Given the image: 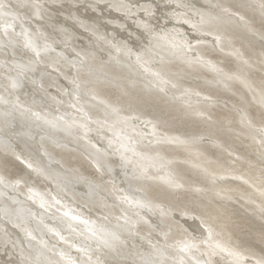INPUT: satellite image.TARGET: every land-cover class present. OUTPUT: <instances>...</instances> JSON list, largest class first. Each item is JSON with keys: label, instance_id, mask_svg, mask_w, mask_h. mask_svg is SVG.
<instances>
[{"label": "rangeland", "instance_id": "1", "mask_svg": "<svg viewBox=\"0 0 264 264\" xmlns=\"http://www.w3.org/2000/svg\"><path fill=\"white\" fill-rule=\"evenodd\" d=\"M81 1L48 8L54 13L50 11L57 26L49 34L54 38L61 35L60 43L64 47H58L59 43L50 47L45 64L51 71L44 73L40 81L44 88H54L55 92H52L65 102L68 99L73 103L70 91L76 98L80 96L98 132L107 137L114 136L113 144L129 157L122 173L127 184L126 192L130 194L127 188L131 186L135 193L140 192L153 203L160 218L158 226L164 232V243L159 245V250H144L148 253V261H142L141 257L139 260L155 264L156 257L151 256L157 255L166 262L160 257L161 264H174L175 256H178L175 250L181 248L179 242L190 234L184 225L185 216L190 215L210 227L211 237L208 234L203 242L198 241L199 245L202 242L201 248L211 250L210 253L206 250L209 264H264V0H196V4L195 0L189 4V0H181L176 5L178 9L170 11L176 12H172L176 16L181 9L183 16L191 15L188 20L194 24L195 18L196 28H200L198 36L195 38L177 32L173 29L174 22H164L163 14L159 13L161 17L160 21L156 20L157 25L149 23L150 20H142L145 29L148 26L152 28L151 34L146 33L151 36L145 40L142 36L128 37L131 33H125L127 26L122 25L124 31L112 28L118 33L111 29L113 20L128 22L129 17H116L114 11L99 12L101 0ZM66 2L68 0H55L54 3L66 5ZM112 2H107L109 8L117 9ZM120 2L124 3V0ZM150 3L140 2L134 8L138 6L140 13H144L145 5ZM79 5L92 6L93 11L98 12L95 15L86 14L85 10L80 11ZM103 14L109 17L104 18ZM112 14L114 17L110 16ZM202 29L204 32L200 35ZM184 34L186 41L191 39L189 44L183 43L181 38ZM109 35V38L113 35V39H108ZM12 40L16 41L15 38ZM55 146H52V152L57 153V161L68 164L66 169L87 173L85 177L90 182L87 189L59 184L72 198L66 197L67 203L61 202L46 185L32 176L29 169L19 164L11 151L0 148V178L3 176L14 183L10 192H21L19 186L31 191L34 184L35 188L43 190L50 199L49 206L58 213L62 212L63 205L72 207L71 202L75 200L84 207L90 206L92 211L102 206L109 211L119 204L123 198L120 187L109 182L108 178L107 181L101 180L97 170H91L77 154L69 152L70 149ZM0 182L3 184V181ZM56 187L55 190H59ZM26 199L39 207L40 212L32 208L36 214L39 213L38 218H48L49 211L35 202L37 198L29 196ZM20 207L27 208L24 205ZM0 211L4 212V209ZM43 213L47 214L46 217L42 216ZM10 216L6 218L9 221L16 217L14 214ZM32 222L40 229H37L40 241L31 237L36 257L40 261L54 259L48 249L50 246L39 252L42 241L47 245L43 235L53 240L52 231L41 221L42 225L35 219ZM76 224L78 226L79 223ZM134 227L140 230L141 237L150 233L146 231L149 228L156 229L143 218L136 221ZM65 233L62 232L63 237ZM211 238L224 248H212L215 245L210 244ZM60 242L56 244L62 247ZM134 243L143 247L138 242ZM78 246L70 248L78 251L73 254L75 256L82 253L79 248L85 249V244ZM70 249L65 248V251ZM166 249L171 255L164 253ZM12 250L9 237L2 236L0 230V264H21L22 257ZM140 252L143 253V250ZM55 259L59 263L53 260L48 264H62V259ZM23 260L27 262V259ZM90 260L95 261L94 257ZM80 261L83 263V260Z\"/></svg>", "mask_w": 264, "mask_h": 264}, {"label": "bare ground", "instance_id": "2", "mask_svg": "<svg viewBox=\"0 0 264 264\" xmlns=\"http://www.w3.org/2000/svg\"><path fill=\"white\" fill-rule=\"evenodd\" d=\"M108 1L112 2L110 0L99 1V2H102V5L101 3H99L100 4L99 6L101 7L99 12L103 13L104 10H108L110 12L114 11L116 14L120 16L129 17L130 21L128 22H126V20L124 19H123L124 21H121L122 19H120V21L118 20L112 21L111 19L112 21L111 29L114 28L120 31H124L125 29L124 27L127 26L128 29H125L127 30L125 33H131V35H128V37H130L131 39H133L134 36L139 37V33L141 36H144L145 35L144 33L151 34L152 28L148 26V28L145 29L146 25L142 23V20L149 21L148 20L149 18H147V16L152 15L153 17H157V14L161 13V10L163 8H161V6H158L157 1L161 3H165L166 6L168 7L169 11L168 13H165L162 15L164 16V18L162 19L164 22L168 20H171L172 22H174L173 29H175L177 32L179 33L184 32L185 34L187 33L191 37V35L195 33H199L200 31V28H196L197 20H195L194 18L196 15L193 17L194 18L193 21H195V24H194L192 20H188V19H191L190 18L191 15L190 17L183 16L180 13L181 9L180 11H178L179 14L176 16L174 15L176 12L174 13V11H170V9L174 10L175 8H177L176 5H178L179 4L178 2L181 0H153L148 6L145 5L146 10L144 11L146 12H144V14L146 15V17L141 15L139 9L137 8L138 6L136 7V9L134 8V6L137 5L134 2L135 0L134 1L128 0L129 2L127 0H124V3L120 2L122 0H113L112 3L117 7V9L114 7L113 9H110L109 3H107ZM190 1L191 0H189L188 4L190 3ZM54 2L55 0L54 1L52 0H0V20L2 21V33H3V36L2 37L0 36V54L2 56L0 57V71H1L0 72V148H5L6 152L7 150L11 151L13 153L12 156L14 155V157H16L19 164H21L24 168L29 169L32 176L40 183H43L44 185H46V187H48L51 190V193L54 195V197H56V199L60 200L61 202L67 203L65 198L66 197H69L70 199L72 198L70 195L66 193L64 188L63 189L60 188L59 184H65V185L71 184L77 187L78 189L86 190L88 185H90L89 184L90 182L85 177V174L87 173L80 174V172L76 169H72V170L66 169L65 168L66 165H67V168L69 167H68V164L66 165L64 164L65 161L63 163L61 161H57V158H58L56 156L57 153L54 154L55 152L54 153L52 152V146L54 147L55 145L58 148H59V145H61L63 147L70 149L69 152L71 151V153H73L74 155L77 154L89 166V168H91V170L92 169L97 170V173L101 180L107 181L106 178H108L109 182H112L116 186L120 187V189L123 192V198L120 199L119 204L115 205L113 208L111 207L112 209L109 211L108 209L107 210L102 209L103 208L102 206V208L94 209L95 211L94 212L92 210H89L91 208L90 206L85 205L84 207L82 206L84 204L75 200L71 202V205L73 208L67 207L66 206L67 204H66L61 207L60 210H62V212L58 213L57 211H55L49 206L50 199L43 192V190L41 191L39 187L35 188V185L33 184L31 188L32 190L28 191V190H24V188H20L19 186L18 189L21 192L19 191L14 192L15 191L14 190V191H11L14 193L12 194L10 190L14 189V186L12 187L14 183L9 182L6 178L1 176L0 180L3 181V184L0 182V209L3 208L5 212L4 213L0 211L1 234L2 236H4L5 234V236L7 235L9 237V243L11 245V248L14 250V254L22 257V260L27 259L26 261L30 262V264H48L50 261H53V260L57 263L58 261L55 259L56 257H59V260L61 259L63 260L62 264L63 263H66V264L92 263L93 264L94 260H92V262L90 260V258L93 259V257L95 259L94 264H107V263L108 264H147L146 262L145 263L142 262L145 260L148 261L146 259L148 253L146 254L144 250L150 251V252H153L154 250H159L158 249L159 245L161 243L162 244L164 243V236H163L164 232L162 233L158 226L160 223V218L157 212H155V206H153V203L150 202V200H148L140 192L135 193L134 191L135 189L131 186L127 188V190H130L129 191L130 194L126 192L127 184L124 180L122 173L126 169V160L129 157L127 158L125 155H123L122 154L123 152H121V150L118 149L113 144V141L115 138L114 136L110 135L112 137H107L101 134L100 132H98L97 128L95 127V124L92 122V115L88 114V112L86 111L87 106L85 108L84 103L79 98L80 96L76 98L75 95H73V98H74L73 103L71 101H68V99H65L66 104L68 106L64 107L63 109H59L57 106H55L52 103L50 99L51 97L58 96L54 93L55 92L54 88L53 89L44 88L42 86V81H40V78L43 76L44 73L51 71L48 65L45 64L46 62L45 56L49 55L50 47H54L55 43L57 46L60 44L58 47H61V48L64 47L62 43H60L61 35L60 36L56 35L54 38L49 34V32L52 31L51 29L56 28L57 26H56V21L53 19L52 15L50 14L51 10L48 8L53 7V5H55L56 7L69 6V4H75L76 0H73V1L68 0V2H66V5H63V3L56 4ZM27 3L30 4V7H28V5L26 7ZM85 3H86V0H85ZM195 4H196V0H195ZM192 5L190 4V6ZM140 6L141 5H139V7ZM180 6L182 7V5ZM91 7L92 6L87 8L86 5H83V6H80L79 9L80 11L85 10L86 14L89 12V14L95 15V13L98 11L94 12L93 8ZM94 9L96 8L94 7ZM172 12L174 14H172ZM133 13L134 14L137 13V15H134ZM131 14H133V16H131ZM138 14H140V16ZM103 15H104L103 16L104 18L109 17L105 14ZM185 15H186V12H185ZM110 16L114 17L113 15H110ZM38 18L40 20L43 19V21L45 22L37 20ZM98 18L100 19V17ZM138 19H139V23L137 22ZM159 21H160V18H159ZM163 21L161 22L163 23ZM131 22L134 25H136L137 30L134 31L132 29L133 27L130 26ZM105 23L107 24V22ZM149 23L151 22L149 21ZM153 24L157 25L158 22L156 21ZM165 24H168V23H165ZM122 25L124 27H122ZM184 26L190 27V29L185 30ZM164 28L166 27L164 26ZM161 31L164 32V30H161ZM168 31L170 32L171 29L170 30L168 29ZM202 31L204 32V30L202 29L200 32V35L202 34ZM149 34H147V36H151ZM185 34L182 35L184 37L181 39L184 44L185 43L187 44V42L189 44L190 42L189 40L191 39L186 41L187 37ZM110 35L108 36V39L111 40V38L114 36L112 35V37L109 38ZM13 38H15L16 41L12 40ZM12 41L14 42L13 44H12ZM67 53L69 54L70 52L67 51ZM126 68H130V67H126ZM155 79L157 80L158 77H156ZM143 82H146V81H143ZM150 89H152V87ZM52 90L54 92H52ZM76 93L77 92L75 91V94ZM69 94H72V92L70 91ZM75 98H76L77 103L76 101H74ZM55 101L57 100H54V102ZM5 103H9V104H5ZM69 109H81L82 110V114L85 115L88 121V129L91 128V130H93L100 137V140L102 141V143H104L105 147L109 149L108 153H111V152L113 153L111 154V158L112 159L115 158V160H112L111 158L107 157L108 155L105 157V155H102L98 152V148L96 144L93 142V140L89 138L90 134L87 131V127L85 128V125L80 119H74V116L71 113H69L68 111ZM142 129L141 131L143 132ZM87 134L89 137L87 136ZM128 138L131 139L130 137ZM135 138L137 137L135 136ZM127 141L129 142V140ZM56 152H60V151L56 150ZM105 164H107V166H105ZM112 164L113 166L111 167L110 165ZM114 167H116V171ZM112 169L114 171H112ZM82 170L84 171V169ZM113 174L114 176H118L122 180L123 182L122 185L117 184V181L113 177ZM126 174L128 175V173ZM55 187L59 190L56 191ZM2 190L3 192H1ZM72 194H73V191H72ZM29 196L30 198H37V201L35 202H38L39 204H42L44 205L45 208H47V210L49 211L47 213L50 214L47 219L38 218L39 213L36 214L34 212V209L32 208H35L37 212H40V209L38 206H36L37 204L33 205L34 203L32 200L26 199V197H29ZM128 197H130L134 202H131ZM142 197H145L146 201H149L148 207L149 209H150V206H151V209L153 208L152 209L153 211L152 210L151 211L156 215V221L151 219V217H149L145 212L140 211L135 206V204H138L137 202H139L140 199H142ZM20 199H24V200L21 201ZM22 205L27 206V208H21L20 206ZM104 207L106 209V206ZM13 214L16 216L15 219H12L10 221L6 219L10 215L12 216ZM175 214L176 212L174 213V216ZM46 215L47 214L43 213L42 216L46 217ZM117 216H121V217H117ZM186 216L184 218L185 220L184 225L186 226L190 234H188V236H186L185 239L179 242L181 243V248H177L175 250L178 256L177 255L175 256L177 258L175 259L176 261L174 264H209L211 263L210 260L208 259V254L206 253V250L208 253H210L209 252L211 251L209 250L210 248L207 249V248L202 247L203 248L202 249L200 247L201 243L203 242L202 240H204L206 236L210 233L209 225L201 221L198 217L196 218H198L199 221L195 220L194 216L193 217H191L190 215H186ZM89 217H94V219L96 218L98 221L102 222L103 225H97V226H93L91 224L85 225V223L82 222V219H86ZM109 218H112L113 220H115V222L113 223L106 222V220ZM141 218H143L150 226L156 228V229L154 228L155 231H153L152 228L150 229L148 227L149 229L146 231H150V233L146 234L145 237L139 236L140 230L138 231V229L134 227V223L138 220H141ZM32 219L33 220L35 219V221L38 224L41 221L42 224L49 227V229L52 231L51 234L53 236V240L48 239L46 238L47 236L45 237V235H43L47 242V245L42 244L43 241L41 240L42 243L39 244V247H40L39 252L43 251V249L45 250L47 246H50V248L48 249L54 259L51 258V260L50 259L48 260L45 257L46 259L42 258V260L44 259L46 261H40V258L36 257L37 255L34 251L35 248L32 249L33 243L31 241V237L32 238L36 237L38 241H40V237L38 233V230L40 229L34 226ZM80 219L81 221H79ZM76 223H79L78 226ZM65 226H67L68 228H66ZM181 227L183 228V225ZM68 229L69 231H67ZM65 231L66 233L63 237L62 232H65ZM180 231H183V230H180ZM142 233L143 232L141 231V234ZM179 233H177V237ZM59 240L61 241L60 243L63 244L62 247H59L58 244H56V243H59ZM198 241H202L200 245ZM134 242H138L140 245H143V247L141 248L137 246ZM84 244H85L84 250L83 248L82 249L79 248V247H82V245ZM210 244L215 245V246L212 245L213 246L212 248H215L216 246L221 249L224 248L215 238L213 239L211 238ZM210 244L209 246H211ZM73 245L75 247L76 245H79L78 248L81 250L80 252H82L80 255L78 254L76 256L73 255L76 252L78 253V251L74 249H70L71 246ZM96 245L97 247H95ZM93 247L95 248L94 250H93ZM65 248L70 249L69 252L65 251ZM142 250H143V253L140 252ZM39 252H37V254ZM85 252L89 253L90 255L88 256L84 255L83 253ZM164 253H167V256L171 255L169 254L168 249H166ZM170 253L172 252L170 251ZM139 257L142 258V261L139 260ZM152 257H156L154 258L156 262L155 264H161V260L163 261L161 256H160L161 260H160V257H157V255L151 256V258ZM22 260L20 259L21 264H27V262H24L25 260L23 261ZM80 260H83V263ZM163 262H165V260ZM152 264H154V262Z\"/></svg>", "mask_w": 264, "mask_h": 264}, {"label": "water", "instance_id": "3", "mask_svg": "<svg viewBox=\"0 0 264 264\" xmlns=\"http://www.w3.org/2000/svg\"><path fill=\"white\" fill-rule=\"evenodd\" d=\"M134 1V0H133ZM152 2L153 0H135L134 2L136 3V4H138V3H140V2ZM158 2V4L159 5H161V8H163L162 10H161V13L162 14H165V13H168V11H169V9H168V7L166 6V4L165 3H161V2H159V1H157ZM27 5H28V7H30V4L29 3H27L26 4V7H27ZM42 10H43V8H42ZM117 17H119V18H126V16H120V15H118V14H116V13H114ZM113 15V14H112ZM114 15V16H115ZM141 15L142 16H144V17H146V15L144 14V13H141ZM156 16V15H155ZM161 16H160V14L158 13V16L157 17H154L153 18V16L151 15V16H147V18H149L148 20H150V22H151V24H153L154 22H156V20H159V18H160ZM37 20H40L39 18L37 19ZM40 21H42V22H45V21H43V19L42 20H40ZM7 23V22H6ZM154 25V24H153ZM131 27H133L132 29L135 31V30H137V28H136V25H134L132 22H131V25H130ZM184 29L185 30H189L190 29V27H185L184 26ZM145 35L144 36H142L143 38H144V40L147 38V34L146 33H144ZM198 34L199 33H195V34H193V35H191L192 37H195V36H198ZM0 36L2 37L3 36V33H2V21L0 20ZM139 36H141L140 35V33H139ZM72 95V97H73V95L74 94H71ZM54 98H56V99H54ZM51 99V101H52V103L55 105V106H57L59 109H63L64 107H67L68 105L66 104V102L65 101H63L59 96H57V97H51L50 98ZM74 99V98H73ZM54 100H57V101H55L54 102ZM74 101H76V98H75V100ZM76 103H77V101H76ZM5 104H9V103H5ZM69 111V113H71L73 116H74V119H80L82 122H83V124L85 125V128L87 127V131L89 132V134H90V137L88 136V134H87V136L91 139V140H93V142L96 144V146H97V148H98V152L100 153V154H102V155H105V157L107 156V157H109V158H111V154H113L111 151V153H108V151H109V149L108 148H106L105 147V144L104 143H102V141L100 140V137L93 131V130H91V128H89L88 129V121H87V118L85 117V115L84 114H82V110L81 109H69L68 110ZM114 158V157H113ZM112 159V158H111ZM112 160H115V158L114 159H112ZM116 162V161H115ZM105 166H107V164H105ZM111 167L113 166V164L112 165H110ZM114 169H115V171H116V167H114ZM112 171H114L113 169H112ZM113 177L116 179V181H117V184L118 185H122L123 184V182H122V180L118 177V176H114V174H113ZM129 199H130V201L131 202H134L130 197H128ZM144 201H146V199H145V197H142V199H140V201L139 202H137L138 204H135V206L140 210V211H142V212H145L149 217H151V219H153L154 221H156V215L152 212L153 210V208L151 209V206H150V209H149V207H148V203H149V201H146V202H144ZM144 202V203H143ZM143 206V207H142ZM146 207V208H145ZM152 210V211H151ZM156 212V211H155ZM195 220H198V218H194ZM79 221H81V219L79 220ZM85 221V222H84ZM199 221V220H198ZM82 222L83 223H85V225H88V224H91V225H93V226H97V225H103V223L102 222H100V221H98L96 218L94 219V217H89V218H86V219H82ZM106 222H115V220H113L112 218H109V219H107L106 220Z\"/></svg>", "mask_w": 264, "mask_h": 264}]
</instances>
